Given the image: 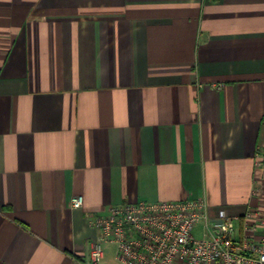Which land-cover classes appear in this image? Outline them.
Returning <instances> with one entry per match:
<instances>
[{
    "label": "crops",
    "instance_id": "1",
    "mask_svg": "<svg viewBox=\"0 0 264 264\" xmlns=\"http://www.w3.org/2000/svg\"><path fill=\"white\" fill-rule=\"evenodd\" d=\"M200 196L264 209V0H0V264L87 260V213Z\"/></svg>",
    "mask_w": 264,
    "mask_h": 264
},
{
    "label": "built area",
    "instance_id": "2",
    "mask_svg": "<svg viewBox=\"0 0 264 264\" xmlns=\"http://www.w3.org/2000/svg\"><path fill=\"white\" fill-rule=\"evenodd\" d=\"M82 196L70 198L72 207ZM98 229L88 259L71 264H98L104 244L113 245L123 264H264V209L249 207L241 216L207 214L205 197L166 201L138 200L109 205L105 213L86 214ZM215 219L219 220L215 223ZM202 222V235L192 229Z\"/></svg>",
    "mask_w": 264,
    "mask_h": 264
},
{
    "label": "rangeland",
    "instance_id": "3",
    "mask_svg": "<svg viewBox=\"0 0 264 264\" xmlns=\"http://www.w3.org/2000/svg\"><path fill=\"white\" fill-rule=\"evenodd\" d=\"M202 232H203V230H202V222L200 221L193 227L191 233H192V236L194 238H199V237H201ZM105 245L106 244L103 245V248L105 247Z\"/></svg>",
    "mask_w": 264,
    "mask_h": 264
},
{
    "label": "water",
    "instance_id": "4",
    "mask_svg": "<svg viewBox=\"0 0 264 264\" xmlns=\"http://www.w3.org/2000/svg\"><path fill=\"white\" fill-rule=\"evenodd\" d=\"M214 221H215V223H218L219 222V220H217V219H215Z\"/></svg>",
    "mask_w": 264,
    "mask_h": 264
}]
</instances>
